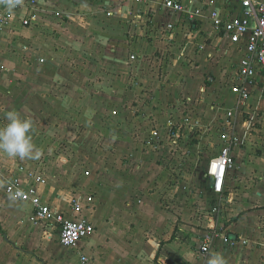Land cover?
Listing matches in <instances>:
<instances>
[{
    "label": "rangeland",
    "instance_id": "obj_1",
    "mask_svg": "<svg viewBox=\"0 0 264 264\" xmlns=\"http://www.w3.org/2000/svg\"><path fill=\"white\" fill-rule=\"evenodd\" d=\"M74 3L82 10L74 15L72 27L63 26L65 8L53 6L50 0H23L24 6L5 14L10 18L0 32V45L8 49L13 74L7 79L10 106L4 115L0 110V128L7 124L9 110L30 117L32 142L41 155L21 160L0 153V201H15L6 192L14 178H20L26 189L37 186L43 202L57 211L56 206L69 207L76 196L86 200L108 177L146 183L145 175L132 173L138 172V166L156 164L155 156H144L142 150L149 153L145 147L151 131L170 122L171 139L165 146L172 154L164 162L172 167V175H158L170 181L169 198L162 208L176 212L181 195L187 225L207 233L206 237L214 232L210 249L219 232L212 207L215 196L208 188L206 200L201 201L205 192L191 179L196 167L207 175L204 165L218 152L215 138L222 118L214 98L205 92L212 74L197 80L194 73H232L233 60L220 46L210 56L211 51L200 46L202 37L192 32L193 22L186 24L184 16L173 29L165 30L170 15L161 5L151 13L133 0ZM56 6L59 13L51 10ZM21 7L25 15H13ZM31 13L38 16L39 26L21 24ZM56 24L62 25L61 31ZM49 36L58 37L62 47L52 52V64H36L37 43ZM71 43L72 51H66L63 45ZM139 48L142 55L136 52ZM118 73H130L132 81L120 86ZM144 140L148 142L142 146ZM179 156L181 169L176 162ZM177 184L181 191L175 190Z\"/></svg>",
    "mask_w": 264,
    "mask_h": 264
},
{
    "label": "crops",
    "instance_id": "obj_2",
    "mask_svg": "<svg viewBox=\"0 0 264 264\" xmlns=\"http://www.w3.org/2000/svg\"><path fill=\"white\" fill-rule=\"evenodd\" d=\"M50 1L53 6L56 3L65 8L63 26L72 27L74 15L81 12V6L76 5L75 0ZM133 1L145 12L154 11L160 5L163 8V3L154 0ZM256 1L264 4V0ZM180 2L186 8V13L170 15L165 30L173 29L179 18L184 16L182 20L186 24L193 22L192 32L202 37L200 46L211 51L210 56H214V51L220 46L221 50L225 48V53L230 55L234 63L232 73H194L197 80L206 74L213 76L207 83L205 92L207 91L206 95L211 99L214 98L217 103L215 110L222 118L221 129L215 138L218 152L214 157L219 155L224 146L231 144L235 159V166L228 171L226 177L224 193L221 196L213 194L216 202H213L212 207L217 209L216 228L219 230L214 245L205 249L201 242L207 233L187 225L184 219L186 207H180L181 195L177 197L179 204L176 212L162 208L166 204L165 198H169L167 187L170 181L162 180L158 175L159 172L172 175V167L166 166L164 162L172 154L165 146L171 139L168 130L173 125L169 122L164 124V128L157 125L151 131V140H148L150 144L147 145L149 147H145L149 153L145 154L142 150L144 156L153 154L156 164L151 165L152 168L138 166V172L132 173L133 177L138 174L145 175L148 179L146 183L122 178L119 181L112 176L102 182L95 193L89 194L94 198L93 203L88 205L84 202L79 218L90 221L95 226V233L80 241L75 248H66L60 244L59 225L54 219H36L30 202L15 199L12 202L0 201V264H207L209 257L216 252H222L228 264H264V77H258L252 86L246 85L251 94L247 100L239 101L233 87L243 85L237 74L243 53L230 46L228 39L214 30L209 19L214 9H227L229 12L235 7L239 9L238 0ZM5 7V4H0V32L6 24L1 19L9 12ZM37 7L39 9L40 6ZM51 10L60 12L57 6ZM25 12L21 7L13 15L19 14L23 17ZM55 12L52 14L55 15ZM37 23L39 26L38 21ZM56 25L59 27L57 30L61 31L62 25ZM46 26L50 28L53 25ZM37 44L39 50L35 63L42 65L52 64V52L62 47L63 43L58 37L49 36ZM71 45L72 43L63 46L66 51H72ZM136 52L142 55L143 51L139 48ZM9 61L8 49L2 43L0 110L3 115L4 110L10 106L7 79L13 73H10ZM18 75L20 79L23 78L20 70ZM131 78L130 73H118L116 81L122 86L131 82ZM154 132L157 133L156 136ZM148 141L144 140L142 146ZM211 159L206 160V168ZM176 160L180 167V156ZM200 168L196 167L194 179L191 181L205 192L200 195L202 201L207 198L206 189H211V182L204 175V171L200 172ZM180 184L174 187L175 190L181 191ZM56 208L59 211L62 209L60 213H64L68 219L76 217L70 206L64 208L61 205ZM32 219L38 223H32Z\"/></svg>",
    "mask_w": 264,
    "mask_h": 264
},
{
    "label": "built area",
    "instance_id": "obj_3",
    "mask_svg": "<svg viewBox=\"0 0 264 264\" xmlns=\"http://www.w3.org/2000/svg\"><path fill=\"white\" fill-rule=\"evenodd\" d=\"M238 3L239 9L235 7L231 12L227 9H214L209 19L214 30L218 34H223L230 46L236 47L238 52L243 53L237 71L238 78L243 85L233 87L234 93L241 101L242 99L247 100L251 94L246 85L252 86L258 77H264V4L256 0H238ZM163 9L169 15L186 13V8L180 0H165ZM9 18L3 16L1 22L4 23ZM37 21L38 16L31 13L23 19L22 24L29 27ZM131 59L135 60L136 56L132 55ZM154 135L156 136L157 133L154 132ZM234 166L235 159L232 155L231 144L224 146L219 155L210 160L206 177L211 182V191L214 195L221 196L224 193L228 171ZM6 192L15 200L30 202L36 219H54L59 225L60 244L66 248H75L80 241L95 233V226L90 221L79 218L84 202L86 201L88 205L92 204L93 196H89L86 200L74 197L70 202V207L76 217L68 219L64 213L55 211L43 202L38 195L37 186L26 189L20 178H14L8 182ZM213 235L214 232L205 238V249H208ZM83 261L87 262V259L83 258Z\"/></svg>",
    "mask_w": 264,
    "mask_h": 264
},
{
    "label": "clouds",
    "instance_id": "obj_4",
    "mask_svg": "<svg viewBox=\"0 0 264 264\" xmlns=\"http://www.w3.org/2000/svg\"><path fill=\"white\" fill-rule=\"evenodd\" d=\"M23 0H0V4H5L9 12L21 5ZM7 124L0 128V153L6 154L9 158L19 157L21 160L37 159L41 152L32 142L30 130L33 121L30 117H21L20 112L9 110L6 112ZM207 264H228L222 252L211 255Z\"/></svg>",
    "mask_w": 264,
    "mask_h": 264
}]
</instances>
